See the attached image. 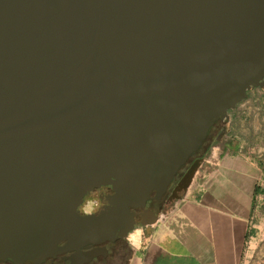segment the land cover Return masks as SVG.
Segmentation results:
<instances>
[{
	"label": "water",
	"instance_id": "95a60500",
	"mask_svg": "<svg viewBox=\"0 0 264 264\" xmlns=\"http://www.w3.org/2000/svg\"><path fill=\"white\" fill-rule=\"evenodd\" d=\"M253 88L264 0H0V260L107 255Z\"/></svg>",
	"mask_w": 264,
	"mask_h": 264
},
{
	"label": "crops",
	"instance_id": "0c3cea01",
	"mask_svg": "<svg viewBox=\"0 0 264 264\" xmlns=\"http://www.w3.org/2000/svg\"><path fill=\"white\" fill-rule=\"evenodd\" d=\"M216 151L182 199L133 232L128 264H264V162L231 129Z\"/></svg>",
	"mask_w": 264,
	"mask_h": 264
},
{
	"label": "flooded vegetation",
	"instance_id": "af4514ba",
	"mask_svg": "<svg viewBox=\"0 0 264 264\" xmlns=\"http://www.w3.org/2000/svg\"><path fill=\"white\" fill-rule=\"evenodd\" d=\"M223 121H218L210 130L207 139L200 147V149L193 153L188 161L181 167L176 176L174 177L172 183L168 187L167 192L162 196L161 200L158 201L155 199L154 194L152 195V199L148 200L146 207L140 210H135L138 213V216L135 217L134 230L135 232L141 228H147V226L143 225L144 222L151 219L149 214H146V210L153 212L155 215L157 214V210L164 209L166 207H170L174 202L182 199L187 189L189 188L196 172L199 170L201 165L205 160H207L211 153V146H207V141L211 134V131L215 128V126ZM114 191L111 186H102L99 188H95L90 191L83 199V204L79 207L80 212L85 214H97L106 204V197L108 195L113 194ZM89 206L90 211H84V206ZM145 214V215H144ZM131 233V234H132ZM130 234V235H131ZM129 237L126 239H118L114 242H108L102 245H89L83 248V250L88 251L99 247L107 248V255L100 254L96 258H94L91 262L87 264H122L129 252ZM71 253H64L58 255L53 261L50 259L45 261L43 264H73L74 262L70 259ZM3 262V261H2ZM10 261L4 262L5 264H10ZM26 264H33L32 262H27Z\"/></svg>",
	"mask_w": 264,
	"mask_h": 264
},
{
	"label": "rangeland",
	"instance_id": "374dc122",
	"mask_svg": "<svg viewBox=\"0 0 264 264\" xmlns=\"http://www.w3.org/2000/svg\"><path fill=\"white\" fill-rule=\"evenodd\" d=\"M229 114L228 120L219 122L211 131L207 141V146L212 147L209 157L219 154V151H216L218 144L226 138L231 129L232 135L236 138L246 139L249 142L250 150L255 149L256 154L260 155L264 162V88H253L249 92L248 98L238 104L237 108ZM167 208L159 209L157 213H162ZM83 210L90 211V207L84 206ZM134 234L137 233H132L129 236L130 240L134 238ZM131 255L132 249L122 264H128ZM115 264L118 263L115 262Z\"/></svg>",
	"mask_w": 264,
	"mask_h": 264
},
{
	"label": "trees",
	"instance_id": "16d2710c",
	"mask_svg": "<svg viewBox=\"0 0 264 264\" xmlns=\"http://www.w3.org/2000/svg\"><path fill=\"white\" fill-rule=\"evenodd\" d=\"M233 111V110H232ZM231 112V111H230ZM10 264H14L12 261L9 262Z\"/></svg>",
	"mask_w": 264,
	"mask_h": 264
},
{
	"label": "built area",
	"instance_id": "2783aa9c",
	"mask_svg": "<svg viewBox=\"0 0 264 264\" xmlns=\"http://www.w3.org/2000/svg\"><path fill=\"white\" fill-rule=\"evenodd\" d=\"M215 156H217V154H215Z\"/></svg>",
	"mask_w": 264,
	"mask_h": 264
}]
</instances>
